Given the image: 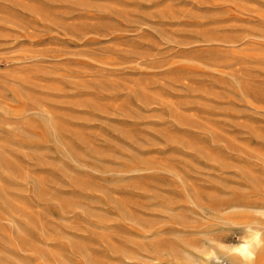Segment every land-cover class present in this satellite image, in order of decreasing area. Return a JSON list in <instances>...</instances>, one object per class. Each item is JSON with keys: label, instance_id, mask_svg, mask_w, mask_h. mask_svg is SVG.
Wrapping results in <instances>:
<instances>
[{"label": "rangeland", "instance_id": "374dc122", "mask_svg": "<svg viewBox=\"0 0 264 264\" xmlns=\"http://www.w3.org/2000/svg\"><path fill=\"white\" fill-rule=\"evenodd\" d=\"M263 180L264 0H0V264L229 262Z\"/></svg>", "mask_w": 264, "mask_h": 264}, {"label": "bare ground", "instance_id": "6f19581e", "mask_svg": "<svg viewBox=\"0 0 264 264\" xmlns=\"http://www.w3.org/2000/svg\"><path fill=\"white\" fill-rule=\"evenodd\" d=\"M236 166V165H235ZM246 172V171H245ZM259 180V179H258ZM264 181V180H263ZM260 182V181H259ZM258 182V183H259ZM260 184V183H259ZM262 189L260 188L259 192L261 194L258 195L259 198L257 199L256 208H260L264 210V185H261ZM257 190V187L256 189ZM254 192V191H252ZM253 196V194H251ZM250 196V195H249ZM257 194H254V197ZM253 197V198H254ZM252 198V197H251ZM257 198V197H256ZM246 201V200H245ZM231 201H229L230 203ZM251 202V201H250ZM237 205V204H236ZM251 205V207H253ZM226 206V205H225ZM228 206V205H227ZM226 206V207H227ZM233 206V205H231ZM230 206V207H231ZM238 206V205H237ZM236 206V207H237ZM248 206V204L246 205ZM240 207V206H239ZM226 209V208H225ZM235 209V208H234ZM250 208L249 210H251ZM257 210V211H260ZM220 210V209H219ZM236 210V209H235ZM216 211V210H215ZM225 211V210H224ZM229 212V211H228ZM239 213V212H238ZM237 213V214H238ZM216 214V213H215ZM218 214V212H217ZM224 214V213H221ZM220 214V217H221ZM233 214V213H232ZM231 214V215H232ZM236 214V213H235ZM236 214V215H237ZM239 220L232 221V223L238 226L239 231L242 233L241 236H238L236 240H233L231 246L229 247V262H222L220 258L213 253L211 250L201 249V255H195L194 253L188 252L180 255L176 264H210V260L216 259L214 264H264V221L259 220L251 211L240 212ZM225 215H227L225 213ZM224 215V216H225ZM219 216V215H217ZM230 217V215L228 214ZM234 217V216H233ZM224 218V217H223ZM226 218V217H225ZM220 219V218H219ZM218 219V220H219ZM234 219V218H233ZM237 219V218H236ZM227 220V219H226ZM230 221V219H229ZM221 222V221H219ZM222 223V222H221ZM220 225V224H219ZM223 225V224H221ZM225 225V224H224ZM195 238V237H194ZM192 239V238H191ZM182 240V239H181ZM180 242V240H178ZM225 241V240H224ZM181 244V243H180ZM200 244V243H199ZM186 245V244H185ZM194 245V244H193ZM169 246V245H168ZM197 246V245H196ZM171 247V246H170ZM185 247V246H184ZM188 247V246H187ZM193 247L192 245L189 247ZM206 247V246H204ZM167 248V247H166ZM172 248V247H171ZM178 248V245H177ZM196 248V247H195ZM186 249V248H185ZM184 249V251H185ZM188 249V248H187ZM175 250V249H173ZM178 250V249H177ZM182 250V249H181ZM189 250V249H188ZM192 250V249H191ZM190 250V251H191ZM162 251V250H161ZM164 251V250H163ZM180 251V250H179ZM193 251V250H192ZM175 252V251H174ZM187 252V251H186ZM195 252V251H194ZM198 252V253H199ZM171 253V252H170ZM169 253V254H170ZM178 254V253H177ZM174 260V259H173ZM166 261V260H163ZM168 261V260H167ZM169 264L171 261L169 260Z\"/></svg>", "mask_w": 264, "mask_h": 264}]
</instances>
